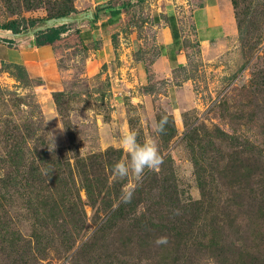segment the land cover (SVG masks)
<instances>
[{
	"label": "rangeland",
	"instance_id": "rangeland-1",
	"mask_svg": "<svg viewBox=\"0 0 264 264\" xmlns=\"http://www.w3.org/2000/svg\"><path fill=\"white\" fill-rule=\"evenodd\" d=\"M230 1L235 48L172 75L191 88L176 104L164 80L84 75L91 42L72 0H0V24L47 32L63 73L48 102L0 89V264H264V0ZM145 3L121 2L133 50L117 67L155 54ZM130 130L156 139L163 163L125 204L122 188L137 181L112 169L130 159L120 143Z\"/></svg>",
	"mask_w": 264,
	"mask_h": 264
},
{
	"label": "crops",
	"instance_id": "crops-1",
	"mask_svg": "<svg viewBox=\"0 0 264 264\" xmlns=\"http://www.w3.org/2000/svg\"><path fill=\"white\" fill-rule=\"evenodd\" d=\"M121 2L72 0L76 15L71 20L78 24V36L83 45L84 40L91 42L83 67L88 78L105 75L128 87L164 80L166 91L178 104V95L191 93V88L185 77L173 84L172 75H186L200 60H222L235 48L237 25L230 0H146L144 14L154 34L155 54L130 67L120 63L117 67L115 61L133 50L132 43L122 42L126 12ZM61 62L47 32L0 29V89L30 87L48 102L51 91L61 88Z\"/></svg>",
	"mask_w": 264,
	"mask_h": 264
},
{
	"label": "clouds",
	"instance_id": "clouds-1",
	"mask_svg": "<svg viewBox=\"0 0 264 264\" xmlns=\"http://www.w3.org/2000/svg\"><path fill=\"white\" fill-rule=\"evenodd\" d=\"M167 124L168 116L165 115L155 124L156 133L163 134L166 131ZM120 143L123 149L129 153L130 159L117 162L113 166V174L120 179H125L131 175L137 181L136 185H126L121 190L120 201L128 204L131 203L136 187L139 181L142 180L145 170H158L163 163V159L159 151L158 143L154 138L139 143L137 133L130 130L121 137ZM154 243L157 246L166 245L168 243V237L159 236Z\"/></svg>",
	"mask_w": 264,
	"mask_h": 264
},
{
	"label": "trees",
	"instance_id": "trees-1",
	"mask_svg": "<svg viewBox=\"0 0 264 264\" xmlns=\"http://www.w3.org/2000/svg\"><path fill=\"white\" fill-rule=\"evenodd\" d=\"M236 25H237V23H236ZM0 29H8V30H11L12 32H14V33H16V32H19L18 30H17V28H16V23H15V21L14 20H11V21H9L8 23H6V24H0ZM237 31H238V34L240 33V27L238 26V28H237ZM87 191V190H86ZM89 192V191H88ZM134 195H135V193H134ZM135 196H133V199H132V201H135ZM131 201V202H132ZM84 258V257H83ZM86 261H87V259H86Z\"/></svg>",
	"mask_w": 264,
	"mask_h": 264
}]
</instances>
